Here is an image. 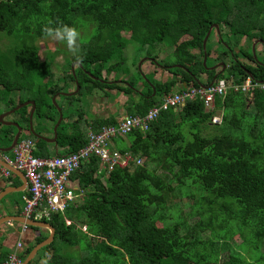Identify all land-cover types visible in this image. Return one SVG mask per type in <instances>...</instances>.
I'll return each instance as SVG.
<instances>
[{
  "label": "trees",
  "instance_id": "obj_1",
  "mask_svg": "<svg viewBox=\"0 0 264 264\" xmlns=\"http://www.w3.org/2000/svg\"><path fill=\"white\" fill-rule=\"evenodd\" d=\"M49 21L52 27H93L84 42L78 40L82 62L74 67L73 76L70 70L62 76L61 85L52 80L49 64L38 60L34 44L45 38L42 29ZM213 24L219 32L225 29L228 37L225 49L221 47L214 58L212 43L210 50L207 44L213 29L205 43V66L226 65L215 79L238 84L248 73L263 81L264 59H253L249 48L254 40L264 44V0H0V34L11 39L0 51V113L32 101L33 131L52 134L57 112L50 99L68 92L67 83L74 85L76 80V94L61 98L67 103L93 91L115 90L126 96L125 115L142 116L173 89L177 93L211 81L216 71L202 66L201 41ZM220 41L216 38V44ZM129 43L150 63L161 65L169 78L161 82L151 74L135 78L128 70L120 71ZM163 49L172 56L169 64L157 60ZM72 62H77L73 53L68 63ZM170 65L181 68H165ZM111 72L127 75V84L113 83L107 78ZM139 81L141 89L136 92ZM29 109L26 105L15 110L10 121L23 130L24 138L33 140L34 156L48 158L52 154L47 144L27 130ZM82 114L78 109L62 118L54 155L83 147L86 130L116 123L113 118L85 121ZM215 115L220 117L218 125L210 123ZM211 125L217 127L214 134L206 132ZM14 132V127L0 124L1 147L9 145ZM124 138L127 146H121L120 137L112 147L143 163L113 168L104 177L98 172V158L83 161L70 176L76 184L75 198L63 213L41 220L53 228V240L27 264H37L44 255L48 264H214L222 251L226 259L221 264H264V94L253 92L248 101L241 93L228 92L214 99L211 111L199 100L186 101L176 111L161 112L146 131L134 130ZM191 186L199 192L191 212L200 220L189 225L167 212L172 200L191 197ZM234 235L241 240L236 250L226 243ZM44 238L34 237L33 244ZM33 244L19 254L20 262ZM74 247L82 253L79 258L63 252ZM6 258L0 251V262Z\"/></svg>",
  "mask_w": 264,
  "mask_h": 264
},
{
  "label": "built area",
  "instance_id": "obj_2",
  "mask_svg": "<svg viewBox=\"0 0 264 264\" xmlns=\"http://www.w3.org/2000/svg\"><path fill=\"white\" fill-rule=\"evenodd\" d=\"M241 93L246 100H252L253 92L264 94V80L259 81L246 75L241 83H233L231 79L218 78L210 85L188 86L178 93L161 97L142 116H123L116 120L115 125L100 127L95 132H88L83 147L73 153L48 158L33 156L34 146L28 139L18 140L9 153L1 154V160L15 171L22 172L27 180L25 194L21 197V215L32 221L47 220L50 214L63 213L75 198L76 193L70 179L71 174L90 156L99 160L100 171L104 177L115 169H125L131 164L139 165L141 159L132 157L127 152H119L113 148L116 138L139 130L144 132L157 116L166 110H177L186 101L199 100L205 110L213 109L214 99L224 97L226 93ZM214 123L219 119L211 117ZM11 173L0 166V176L8 178ZM22 231L26 226L22 225ZM20 243H16V248ZM19 254L12 252L0 264H19Z\"/></svg>",
  "mask_w": 264,
  "mask_h": 264
},
{
  "label": "rangeland",
  "instance_id": "obj_3",
  "mask_svg": "<svg viewBox=\"0 0 264 264\" xmlns=\"http://www.w3.org/2000/svg\"><path fill=\"white\" fill-rule=\"evenodd\" d=\"M76 29L80 33L79 42H82V41L84 42V40H86L89 37V35L91 34L93 27L91 29L90 24H84V25H78L76 27ZM225 31H226L225 29H222V31H220V32L218 31L219 34L216 35L215 30H214L212 36L208 40L207 44H208L209 50H210V43H212L211 51H210V58H213L215 56L214 53L218 54V52L221 51L220 50L221 47H223L225 49L226 44H228V42L226 40L228 37L226 36V33H224ZM214 34H215L216 38H218V39L220 38V40H221L219 42V45L216 44V39L214 40V37H215ZM121 35L124 38L128 37V33H125V32H122ZM235 38L237 39V38H240V37H235ZM10 44H11V39L6 37V36H4V35H2V34H0V51H4L6 48H8L10 46ZM34 44L37 47L38 60L39 61H46L47 64H49L50 72H51L50 76H51L52 80L53 81L60 80V82L57 81L58 82L57 84L61 85L62 76H64V74L66 72H68L70 69L73 70L74 67L76 66L74 64L73 68H70L71 63H68L72 52L68 49L67 43L66 42H58V41L51 40V39H48V38H40V39L35 40ZM244 44H245V42H244ZM251 45L253 46V49H254V46L256 44L254 45L253 41L250 44V48H249L250 54H251ZM160 46H162V45H160ZM259 46H261V45L259 44ZM136 47L137 46L135 44L129 43L124 48L123 56L126 59V66H129V64H132V63H133L134 67L138 66L141 63V61L144 59L143 58L144 57L143 53H140L139 51H137ZM165 47H167V46H165ZM233 48L236 51L237 47H233ZM166 53H167V51H165L163 49V50H160V52L157 54L158 55L157 56V58H158L157 60L158 61H159V59L163 60L162 64L163 63L169 64V63L172 62L171 54H170V56H167L168 53H167V55H166ZM253 53H254V50H253ZM259 53H262L261 49L259 50ZM144 60L146 62V58ZM259 60H262V58L260 59V57H259ZM156 65L161 66V65H159L157 63H156ZM156 65L152 64L153 67L149 66L150 68H149V70H147L146 73L151 74L152 78L154 80H156V81H161L162 82V81L166 80L167 78H169L170 75L166 71L163 70L164 68H160V67H158ZM206 67H210V66H206ZM219 69L220 68L218 67L214 71H218ZM70 72H71V70H70ZM137 72H138V70H137ZM137 74L138 73H136L135 71H132L130 75H133L135 78H137ZM140 76L142 77L141 74H139V77ZM110 77H112V75L109 76V78ZM123 78L127 79L128 77L126 78V76L124 77L123 75H121V76L116 77L115 79H122L123 80ZM44 79H46V78H44ZM200 79L204 80V75H201ZM44 82H46V80H44ZM119 85L123 87V83H119ZM67 86H68V91L69 92L70 91H74L75 88H74V85L72 83H67ZM186 87H188V86H186ZM140 89H141L140 88V83L137 82L135 87H134V90L136 92H138ZM60 92H62V91H60ZM93 92H95V91H93ZM95 93H97V94H95ZM95 93H92L91 95L90 94H87V95L86 94H82V95L78 96V98H76V99H78L79 102L78 101L76 102L75 99H74V100H72V101H70L68 103H67V101L61 99L62 96H56L55 99H54V102L57 105L58 104H63V107H61V108L63 110H65L66 112L69 111V112L75 113L78 109H81V111H83V113H85V116H97L98 115L97 112H100V107L102 106V102L103 101L104 102L107 101V99H105V98L101 99L100 98V91H96ZM109 93H111L110 95L113 97V99L115 101V104L113 105L114 108H111V109L116 110L117 120H118L119 117L126 116L124 114L123 108H122V106H123V104L125 102L126 96L123 95L120 92L115 91V90H112ZM171 93H176V92H174V89H173L172 92L167 93V94H171ZM153 94H154V91H153ZM167 94H165V95H167ZM165 95H163V96H165ZM151 96H152V93H151ZM163 96H161V97H163ZM64 97H66V96H64ZM115 98H117V100ZM50 102H51V100H50ZM51 104L53 105L52 102H51ZM53 107H54V105H53ZM169 110H171V109H169ZM88 111H90V113ZM72 117L75 119V115L74 114L72 115ZM81 118H82V115H81ZM219 122H220V120H219ZM219 122L218 123H214V122L211 121L210 123L218 125ZM215 129H217V127H212V125H211L210 127H208L206 132L214 134V133H216ZM86 131L88 132L90 130H86ZM24 135L25 134L23 133L21 135V137H24ZM58 153H61V151L59 150ZM142 163H143V159H141V164ZM188 190L191 192V197L182 196L180 199L172 200V205L169 207V211L167 213L171 217L173 215H179L181 218L184 219V221L187 224L190 225V224H193V223H195V222L200 220V218L196 214H194V212H191L193 210L194 205L197 202V199H198V196H199V194H198L199 192H197L196 188H194L193 186L188 188ZM156 225L160 226V224H158V223ZM226 243L229 245V247L234 248L236 250V246H238L241 243V240H240V238L237 235H234L232 237V239L231 240H227ZM79 250H81V248H79ZM64 251L67 252V253L72 254L73 256H78V258L80 256H82V253L78 251L77 247L70 248V249L69 248H66V249L64 248L63 252ZM240 253L243 254L242 252H240ZM225 259H226V252L222 251L219 254L218 262H216L214 264H221V262L224 261Z\"/></svg>",
  "mask_w": 264,
  "mask_h": 264
},
{
  "label": "crops",
  "instance_id": "obj_4",
  "mask_svg": "<svg viewBox=\"0 0 264 264\" xmlns=\"http://www.w3.org/2000/svg\"><path fill=\"white\" fill-rule=\"evenodd\" d=\"M215 39H216V37H214V40ZM240 41H239L240 45L244 47L243 40L240 39ZM253 42L256 44V45L254 44L255 46H254V49H253L254 50V54L253 55L257 59H259V57H260V59L261 58L264 59L263 58L264 45L262 46V44H260L259 42H256V40H254ZM259 44L261 46H259ZM260 49H261L262 53H259ZM245 51L247 52V49ZM251 55H252V53H251ZM143 58L145 59V57H143ZM144 59L141 61V63L138 66H135V67L133 66V63L129 64V66H126V59H125V61L121 63V67H120L119 70L120 71L128 70V72H129L128 75L129 76H131L130 74H131L132 71H135L136 73L141 74L142 76L145 75V74H148L146 72H147V70H149V68H150L149 66H152V64L150 63L148 58H146V62H145ZM238 59L240 61L244 62L245 64H251V62H249L245 58L238 57ZM137 70H138V72H137ZM111 75H112V77L109 78V76H111ZM118 76H121L120 73H116L113 76V72H111L109 75H107V78L108 79H112L113 78L114 79L113 83L119 84L120 83V81H119L120 79H116L119 82L115 81V78L118 77ZM127 77L128 76L126 75V78ZM127 79L123 78V80H122V81H124L123 86H125V84H127V82H125V81H127ZM139 83H140V88H141V82L139 81ZM110 91H112V90H104V92H107L108 94H111V93H109ZM70 92H72V91H70ZM104 92L100 91V98L101 99L105 98V99H107V101H105V102L103 101L102 102V106L100 107V112H97L98 115L97 116H85V113H83L84 114V115L82 114L83 120L90 121L93 118H102V119L113 118L115 121L117 120L116 110L111 109V108H114L113 105L115 104V101H114V99H113V97L111 95L110 96H105ZM92 93H95V92H92ZM95 94H97V93H95ZM115 99L117 100V98H115ZM75 101L77 102L78 99H75ZM61 107H63V104H61ZM122 108H123V106H122ZM59 109H60V114L62 115V117H61V120H62V118H64L66 116L67 112L65 110H63L62 108H59ZM9 110L3 111L0 114L5 113V112H7ZM88 112L90 113V111H88ZM123 112L125 114L124 108H123ZM11 114L4 116L2 118V121H10V115ZM57 116H58V113H57ZM215 117H217L220 120V117L218 115H215ZM63 123H65V119H63ZM47 127H48V129L50 128L49 124H47ZM51 133H52V128H51ZM86 134H87V131H86ZM44 136L51 137L52 134H48L47 133V134H44ZM12 137H13V135H12ZM11 140H12V138H11ZM11 140H10V142H11ZM46 144H47V150H48L49 154H52L51 156H54L53 153L56 152L55 146H53L51 143H46ZM127 144H128L127 140L124 137H122L121 146H127ZM0 148H5V147H1L0 146ZM7 153H9V152H7ZM1 154H5V153H0V157H1ZM10 175L11 176H9L8 178H3V177L0 176V192L3 189L7 188V187L18 188V190H22L23 189L24 186H21L18 177L16 175H14V174H10ZM71 182L73 183L72 186L75 189L76 188L75 182L72 181V179H71ZM20 186H21V188H20ZM25 189H26V185H25ZM25 189H23L22 191H14V192L7 193L6 195L2 196L1 199H0V219L1 218H5V217L15 218V219H13L11 221H6V222L3 221L2 223H0V251L4 252L7 255L12 253V252H16L17 254H20L25 247L30 246V245L33 244L34 237H36L38 235H43V236L46 237L48 235L47 230L44 229V228H38V230H32V229H30L32 227H28L26 225H25L26 226V230L22 231L21 229H22V225L23 224H21V223L16 221V220H19V218L25 219L21 215V207H22L21 197L25 194ZM6 220H9V219H6ZM17 242L20 243V247H18V248H16V243ZM33 246H34V244H33ZM35 255H34V257H35ZM46 257H47L46 255H44V257H41L37 261V264H41L42 260L47 259Z\"/></svg>",
  "mask_w": 264,
  "mask_h": 264
},
{
  "label": "water",
  "instance_id": "obj_5",
  "mask_svg": "<svg viewBox=\"0 0 264 264\" xmlns=\"http://www.w3.org/2000/svg\"><path fill=\"white\" fill-rule=\"evenodd\" d=\"M214 29L215 30V33L218 35L219 34V30H218V27L217 25L213 24L212 26H210L208 28V30L206 31L204 37L202 38V41H201V48H202V51H203V55H202V59H201V64L202 66L204 67V69L210 71V70H215L216 68H220L218 71H216L214 73V75L212 76V79L211 81L208 83V85H210L214 79L224 70V68L226 67V65H224L222 62H218L216 63L215 65H212L210 67H206L205 66V59H206V55H205V43H206V40L209 36V33L211 31V29ZM256 42H259V40H256ZM255 44V43H254ZM251 53H252V56H253V46L251 45ZM254 58V56H253ZM76 65V66H79V63L78 62H72L71 65H70V68H73V65ZM156 65V63H155ZM158 66V65H156ZM160 68H162V66H158ZM171 67H180L179 65H170V66H166L165 68L166 69H169ZM71 70V74L73 76V70ZM247 75H249L248 73H246ZM251 76V75H249ZM100 81V80H99ZM103 82V81H101ZM119 82V81H118ZM107 83H110V82H107ZM198 86H201V87H204V85H201L199 84ZM74 91L72 92H58V93H55L52 97H51V102L53 103L54 107H55V110L56 112L58 113V116H57V119L56 121L54 122L53 124V127H52V136L50 139L48 138H45L43 136H40V135H36L33 130H32V124H31V118H32V114H33V111H34V104L32 101H24L23 103H20V104H17L15 105L12 109H10L9 111L5 112V113H2L0 114V124L4 125V126H11V127H14L15 129V133L13 134V137H12V140L10 142V144L5 147V148H0V153H7L9 152L12 147L14 146V144L16 143V141L18 140L20 134H21V128L14 122H11V121H2V118L6 115H9L11 114L12 112H14L15 110L23 107V106H26V105H30V110L28 112V131L34 135L36 138L38 139H41L43 141H45L46 143H54L55 144V139H56V128L61 120V114H60V109L59 107L55 104L54 102V99L56 96H71L73 94H75L77 91H78V85H77V82L76 80H74ZM152 95H153V90H152ZM0 166L6 168L8 171H10L11 174H14L18 177L19 179V182L21 184V186H24L23 189H25V185H26V180L24 179L23 175L20 173V172H16L14 171L10 166L8 165H5L4 163H2V161L0 160ZM20 186V188H21ZM22 189V190H23ZM22 190H18V188H12V187H7L5 189H3L1 192H0V199L2 196L6 195L7 193H10V192H14V191H22ZM6 219H9V220H6ZM15 218H12V217H5V218H1L0 219V223H2L3 221H11ZM17 222L23 224V225H26L28 227H35V228H44L47 230L48 232V235L39 243L35 244L30 250L29 252L27 253V255L24 257V259L19 263V264H27L29 263L34 255L36 254V252L48 245L49 243H51V241L53 240V234H54V230L53 228L48 225L47 223L45 222H41V221H32V220H29V219H22V218H19V220H16Z\"/></svg>",
  "mask_w": 264,
  "mask_h": 264
},
{
  "label": "clouds",
  "instance_id": "obj_6",
  "mask_svg": "<svg viewBox=\"0 0 264 264\" xmlns=\"http://www.w3.org/2000/svg\"><path fill=\"white\" fill-rule=\"evenodd\" d=\"M52 21H49L47 25L42 29L45 38L55 40L58 42H66L68 49L76 57L77 62H82V57L79 53L78 40L80 39V33L75 27H71L64 24H59L56 27L51 26ZM41 264H48L47 260H42Z\"/></svg>",
  "mask_w": 264,
  "mask_h": 264
},
{
  "label": "bare ground",
  "instance_id": "obj_7",
  "mask_svg": "<svg viewBox=\"0 0 264 264\" xmlns=\"http://www.w3.org/2000/svg\"><path fill=\"white\" fill-rule=\"evenodd\" d=\"M57 105V104H56ZM58 106V105H57ZM61 117H62V115H61ZM60 122H61V120H60ZM60 122H59V124H60ZM31 124H32V121H31ZM58 124V125H59ZM32 130H33V128H32ZM22 132H23V130L21 129V134H20V136H19V138H18V140H20V138H21V135H22ZM34 132V131H33ZM89 132H94V131H89ZM35 133V132H34ZM88 133V132H87ZM36 134V133H35ZM36 135H40V134H36ZM87 135V134H86ZM34 136V135H33ZM40 136H43V137H45V138H48V139H50L51 137H47V136H44V135H40ZM22 139H28V140H30L32 143H33V146H34V142H33V140H31V139H29V138H22ZM17 140V141H18ZM41 140V139H40ZM56 140V139H55ZM16 141V142H17ZM43 141V140H42ZM52 145H54V146H56V143L54 144V143H51ZM15 145V144H14ZM34 149H35V147H34ZM34 151V150H33ZM34 156V155H33ZM54 156H61V155H54ZM34 157H36V156H34ZM51 157V156H50ZM90 157H95V156H90ZM90 157H88L87 158V160L90 158ZM38 158H40V157H38ZM0 160H1V157H0ZM87 160H85V161H87ZM2 161V160H1ZM2 163H3V161H2ZM5 164V163H4ZM6 165V164H5ZM2 167V166H1ZM79 167H80V165H79ZM78 167V168H79ZM12 168V167H11ZM6 169V168H5ZM13 169V168H12ZM14 170V169H13ZM77 170V169H76ZM15 171V170H14ZM10 172V171H9ZM16 172H19V171H16ZM98 172L100 173V164H99V170H98ZM22 175H23V173L22 172H20ZM23 177H24V175H23ZM24 179H25V177H24ZM26 180V179H25ZM26 186H27V180H26Z\"/></svg>",
  "mask_w": 264,
  "mask_h": 264
},
{
  "label": "flooded vegetation",
  "instance_id": "obj_8",
  "mask_svg": "<svg viewBox=\"0 0 264 264\" xmlns=\"http://www.w3.org/2000/svg\"><path fill=\"white\" fill-rule=\"evenodd\" d=\"M212 29H213V28H212ZM253 54H254V53H253ZM253 56H254V55H253ZM253 56H252V58H253ZM253 59H256L255 56H254ZM215 64H216V63H215ZM215 64H214V65H215ZM115 81H118V80H115ZM119 81H120V83H124V81H121V80H119ZM133 90H134V88H133ZM134 91H135V90H134Z\"/></svg>",
  "mask_w": 264,
  "mask_h": 264
}]
</instances>
